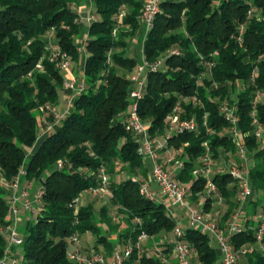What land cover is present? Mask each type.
<instances>
[{"label":"trees","instance_id":"1","mask_svg":"<svg viewBox=\"0 0 264 264\" xmlns=\"http://www.w3.org/2000/svg\"><path fill=\"white\" fill-rule=\"evenodd\" d=\"M81 2L0 0V171L12 180L24 166L22 180L39 182L44 189V208L34 220L21 225L24 239L19 264H76L67 258L68 237L73 233H91L94 248H102L109 256L116 245L129 239L134 242L141 232L159 238L171 233L175 225L162 203L140 195L132 177L145 176L150 165L139 154L131 133L116 121L129 107L128 77L138 60L125 52L127 40L140 27L142 0H93L97 16L86 30L87 56L82 69L86 88L74 98L66 118L37 140L43 112L47 105L59 106L64 83L61 70L46 57V36L53 30L61 50L71 61L77 60L76 37L81 26L74 6ZM251 8L254 11L248 18ZM263 18L264 0H160L159 12L144 33L143 58L153 61L164 55L165 59L163 69L146 71L137 113L150 123L151 137L166 135V117L177 104L180 119L194 120V130L167 135L162 150L164 156L167 149H180L177 158L183 165L174 177L190 185L192 197L205 185V179L193 175L205 152L204 142L215 161L231 155L238 161L235 144L224 134L230 127L219 110L224 101L235 105L247 155L253 157L250 183L264 191V142L255 138L250 116L255 92L264 91ZM116 67L126 74L118 73ZM256 111L264 124V101L256 104ZM27 149H32L30 154ZM58 160L65 163L61 169L55 167ZM100 167L110 178L109 203L117 208L116 220L108 206L96 210L91 201L74 209L80 193L99 185ZM121 170L127 177L115 181L114 174ZM211 179L225 203L224 221L237 207L238 186L226 173ZM7 196L0 185V228L11 223ZM209 201L204 204L206 211ZM260 201L250 204V214ZM121 223L124 227L118 232ZM253 223L249 220L246 225ZM185 238L201 264H217V252L206 235L186 229ZM251 240L250 228L233 237L235 246ZM5 247L0 232V256ZM170 250L171 244L161 247L165 254ZM137 258L139 264H163L155 252L134 253L128 264H135ZM244 263L263 264L264 256L251 252Z\"/></svg>","mask_w":264,"mask_h":264},{"label":"built area","instance_id":"2","mask_svg":"<svg viewBox=\"0 0 264 264\" xmlns=\"http://www.w3.org/2000/svg\"><path fill=\"white\" fill-rule=\"evenodd\" d=\"M159 2L160 0H142L139 22L144 25L146 32L151 28L154 17L159 12ZM253 11V8L248 10V18L251 17ZM122 15L123 11L117 15V19L119 20ZM87 20L92 22L94 18L89 17ZM244 23L239 25L238 40H240L244 30ZM114 32L115 29L112 33ZM54 39L57 38L51 30L46 36V57L63 73L70 67L72 61L69 55L61 50L58 43L52 42ZM77 51L86 54V42L77 46ZM172 53H177V51L173 50ZM164 59L165 56L160 55L153 61H147L143 57L141 61L138 60L135 71L128 77L130 82L129 107L116 117V121L120 122L131 133L132 140L137 143L139 154L150 165L145 176H133L132 180L138 184L140 195L149 200L162 203L165 213L175 220V225L171 231L173 239L169 238L167 234H162L160 242L154 243L150 247L146 246L150 236L141 232L134 242L129 239L123 244L116 245L108 256L102 248L85 249L81 247L79 245V235L73 233L68 237L70 248L67 250V258L73 263L128 264L134 253L140 256L142 253L151 254V252H155L163 264H169L170 261L174 264H201L197 259L196 252L185 238L186 229L198 230L209 238L210 244L214 245L218 255L217 264H245V257L251 252H257L264 256V191H261L260 208L259 211L254 213L256 218L254 219V214L249 213L250 204L258 200V192L251 185L249 176L250 168L254 162L247 155V148L243 139L244 134L238 127L235 105L224 101L219 110L230 124L224 134L230 136L235 144L238 161L231 159V156L224 164H222V161H215L208 144L204 142L205 152L200 156L199 164L194 168L193 175L195 178L205 179V185L202 191L195 193V204L189 199L192 197L190 185L174 177L175 172L181 169L183 165L182 160L177 158L180 149H167L165 155L162 156V150L166 148L167 144V135L194 130L196 127L194 120L180 119L181 108L180 104H177L166 117V120L172 125L166 130V135L151 137L149 134L150 123L142 121L138 116L137 103L142 96L146 71L163 69ZM37 67H39V64H37ZM85 88L86 83L82 73L78 80L64 78L62 90L69 93L68 97L65 98L68 104L72 105L74 98L78 97ZM260 101H264V91L257 90L252 99L250 116L254 136L263 143L264 124L258 121L256 111V104ZM43 113L42 124L37 134L38 141L48 136L57 123L66 118L69 111L59 106L47 105ZM49 116L51 119L47 118ZM64 165L63 160H58L55 163V167L58 169L63 168ZM221 173L228 174L238 186L237 207L229 218L224 221H222V218L225 203L211 179L214 174ZM24 174L25 168L23 166L12 180H7L0 171V185L7 191V204L11 218L9 225L0 228V232L6 240L4 253L0 256V264H19L21 259L20 245L24 237L19 232L18 225L20 222L23 223L29 219L34 220L32 217L44 208L42 198L44 189L42 185L39 182L37 184H34L33 181L24 182L22 180ZM99 177L100 181L97 187L89 188L83 192L89 191L93 195L109 194L110 178L105 173L104 167L99 168ZM83 192L74 199L75 211L82 204L81 196ZM156 194L161 195L164 200H158ZM208 200H210V210L206 211L204 210V204ZM176 207H179L182 212L181 217H178L175 212L174 208ZM249 220L254 222L253 225H246ZM247 228L252 230V240L235 246L233 237ZM165 243L171 244V250L168 254L161 251V247ZM134 263L139 264V259L137 258Z\"/></svg>","mask_w":264,"mask_h":264},{"label":"rangeland","instance_id":"3","mask_svg":"<svg viewBox=\"0 0 264 264\" xmlns=\"http://www.w3.org/2000/svg\"><path fill=\"white\" fill-rule=\"evenodd\" d=\"M76 9V8H75ZM122 11V10H121ZM94 17H96L97 15H96V13H95V9H94V5L92 6V10H91V12H90ZM79 22V18L77 19V23ZM87 25H84L83 27H82V30L85 32L86 30H87V27H86ZM139 29H140V31H139ZM139 29L137 30V32H136V34H135V36L133 37V39H129V40H127V50H126V52H125V55L126 56H128V57H131L132 56V54H134L135 53V51H136V56L138 57V59H139V61H141V58L143 57V33H144V25L143 24H141L140 23V27H139ZM115 30H116V28H115ZM116 32V31H115ZM115 32L114 33H112V34H115ZM140 32V33H139ZM137 33H139L140 35V38H138L137 37ZM115 50H119L118 48L117 49H115ZM116 69H117V71H118V73H120V74H126V71L125 70H123V69H121V68H119V67H116ZM237 88H239L238 86H237ZM230 97L231 98H234L235 97V91L234 92H232L231 94H230ZM172 125L169 123V125H168V128L169 127H171ZM155 137V136H154ZM156 137H158V136H156ZM28 151V150H27ZM162 155H163V153H162ZM235 159V157L234 156H232L231 155V159ZM249 158L251 159V160H253V157H252V154L251 155H249ZM219 161H222L223 163L222 164H224L225 162H227L226 161V159H224V158H221ZM117 167H119V165L117 166ZM127 177V174H126V172H124V170H121V171H117V173L116 174H114V176H113V178H114V180L115 181H120V180H122V179H124V178H126ZM97 195V196H96ZM96 195H93V194H91V193H89V191H85V192H83V194H82V196H81V202H83V203H85V202H89V201H91L92 203H93V205H94V207H95V209L96 210H99V208L102 206V205H106V206H108L109 207V214L114 218V220H116L117 219V217H118V215H119V213H118V211H117V208L116 207H114V206H111L110 205V203H109V195L108 194H106V195H100V194H96ZM159 199L160 200H164V198L161 196V197H159ZM259 208H260V206L258 205V206H256V211H259ZM175 209H179V207H176ZM180 210V209H179ZM35 216H33L32 218H34ZM253 218L254 219H256L255 218V214L253 215ZM23 223L22 222H20L19 223V225H18V230H19V232L22 234V232H21V225H22ZM183 226V225H182ZM124 227V224L123 223H121L120 225H119V227H118V229H116V230H118V232H119V230L121 229V228H123ZM168 235H169V238H171V239H173V235H172V232L171 233H168ZM92 237V238H91ZM94 241H95V238H94V236L91 234V233H89V232H87V233H84V234H82V235H80L79 236V245H81V247H83L82 246V244H85V243H89L88 245L90 246V247H92V244L94 243ZM87 245V246H88ZM84 248V247H83Z\"/></svg>","mask_w":264,"mask_h":264},{"label":"crops","instance_id":"4","mask_svg":"<svg viewBox=\"0 0 264 264\" xmlns=\"http://www.w3.org/2000/svg\"><path fill=\"white\" fill-rule=\"evenodd\" d=\"M92 6H93V0H82L81 4L79 6H76V11L79 14V22H78V24L81 26V31H80L79 35L76 37V45L77 46H79L83 42L87 43V41H88L87 33H86V31L84 32L82 30V27L84 25H87L86 27H88V25L91 23V21H88L87 18H89V17H93L94 18V16L90 13L91 10H92ZM139 31H140V29H139ZM139 33H137L138 34L137 35L138 38H140V36H139L140 34ZM144 33H145V30H144ZM144 33H143V36H144ZM52 42L53 43H58V40L54 39V40H52ZM86 56H87V54H83V53L78 51L77 60L71 62L70 67L65 72H63V77L64 78H68V79L78 80L79 76L82 73V69H83V65H84ZM131 57L136 59V60H139L138 57L136 56V51H135L134 54H132ZM61 92H62L61 93V101L59 102V107H61L63 109H68V111L70 112L71 108H72V105L68 104V102L65 100V98L68 97L69 93H68V91H64L62 89H61ZM27 150H28L27 151L28 154H30L31 151H32V149H27ZM257 192H258L257 193V197H258V199H260L261 198L260 196L262 195L261 191H257ZM159 197H161V195L156 194V198L158 200H160ZM189 199H190V201L193 204H195V201H196L195 197H192V199L191 198H189ZM160 201H162V200H160ZM175 212L178 214V217L182 216V212L179 209H175ZM162 236L163 235H161L159 238L158 237L157 238L150 237L149 240L147 241L149 243L148 246L151 247L152 244L160 242V240L162 239ZM88 244L89 243H85V244H82V246L85 249H90V248L94 247V243L92 244V247H90ZM211 245L214 247L213 244H211ZM169 264H174V263L172 261H170Z\"/></svg>","mask_w":264,"mask_h":264}]
</instances>
